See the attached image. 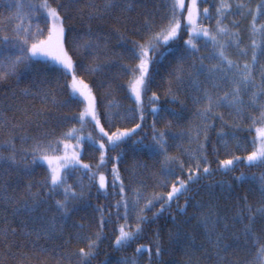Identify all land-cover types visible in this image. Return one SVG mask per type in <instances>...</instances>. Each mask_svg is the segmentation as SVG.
<instances>
[{"label":"snow or ice","instance_id":"obj_1","mask_svg":"<svg viewBox=\"0 0 264 264\" xmlns=\"http://www.w3.org/2000/svg\"><path fill=\"white\" fill-rule=\"evenodd\" d=\"M206 3H211L212 10L202 7ZM0 8L9 13L0 18V84H7L12 79L19 82L21 76H29L40 87L35 92L24 90L25 95L45 105L19 109L20 118L15 122L0 116V132L7 130L10 136L4 145L10 149L9 154L0 153V198L7 204L17 205L16 211L21 210L20 205L31 211L47 203L45 194L48 198L61 195L63 199L55 201L61 218L67 219L71 213L81 209L86 214L88 210L98 214L95 219L99 230L90 235L84 231L83 223L74 225L79 229L75 239L86 243V247L79 248L75 253L79 257L78 264H92L101 241L107 238L104 235L105 225L113 223V216L116 222L124 220L115 229L118 235L115 236L114 246L117 249L127 248L142 238L145 224L154 222L174 202L178 204L183 196L186 199L183 207H178L180 212L189 206L209 208L201 223L206 226V234L214 244L216 264H264V228L261 234H257L254 227L258 215L264 219V172L259 176H247L242 172L233 177L238 182L248 179L259 184L256 189H249L252 195L258 194L259 204L255 206V211L248 202V193L240 196L243 203L232 219L241 223L247 219L248 222L239 230L226 223L228 217L218 216L212 205L217 196V187L223 189L227 185L224 194L228 198L234 195V188L227 181L209 180L204 186L209 197L208 205L196 199L200 190L192 187L214 176L216 171L233 172L240 163L264 168V102H261L264 101V63L258 58V54L264 57V24L257 27L258 18L264 19V0H260L254 9L244 3L233 4L227 0H220L218 6L215 0H190L189 3L185 0H164L162 6L157 5L155 0H135L134 3L104 0L102 5H97L94 0H86L83 7L80 0H40L39 4L0 0ZM25 8L28 10L25 11ZM137 8L143 9L140 20L127 15ZM73 9L81 18L86 14L89 21L101 20L106 25L110 24L111 32L120 37V51L109 49L107 44L101 46L93 39L85 41L84 36L91 38L96 34L91 24L83 35L76 32L69 23L73 19ZM41 15L45 24L43 28L31 22L33 17ZM234 15L251 18L250 43L247 47H242L244 40L239 31L240 22L231 20L230 26L224 24V20ZM212 20H215L214 28L203 26L204 21ZM129 24L132 25L130 29L127 27ZM117 25L124 27L125 33L130 32V35L122 34ZM101 47L105 57L103 61L88 63L87 58L81 55L83 48L99 59ZM232 49L237 57L244 58L250 54L251 62L231 58ZM170 56L167 95L172 103L180 105L179 109L163 105L157 107L161 97L152 91L157 83L156 76L163 67L162 62ZM111 69H119L129 76L124 86L133 99V106L123 111H113L114 107L118 109L119 106L109 102L101 112L102 106L98 105L96 92L81 73L91 75ZM257 74L260 76L259 82L255 78ZM116 79L113 75L111 82L103 81L97 87L104 88L107 84V94H110ZM53 83L55 88L52 87ZM186 84L193 90L189 99L198 106L196 115L200 122L174 132V126L185 119L186 103L178 93ZM56 89L68 90L67 98L58 101ZM148 92H151L148 97V113L152 118L150 125L146 123L144 108V96ZM249 92L251 96L246 102L243 96ZM74 105L82 107L78 112H72ZM223 107L232 109L237 120L247 118L251 121L250 125L246 128L241 123L229 125L225 114L218 111ZM53 108L58 115H54ZM252 109L258 115H251ZM102 115L104 123L101 122ZM169 116L172 118L169 119ZM52 119L56 120V128L71 121L76 123L57 135L56 130L49 127ZM217 120L220 131L216 133L217 143H212L208 133ZM129 123L131 127L122 126ZM158 123H163L164 127H157ZM89 124L93 131H87ZM29 127L35 129V134H21ZM146 128H150L151 132H146ZM252 131L256 135L251 138L239 135L240 132ZM134 136L137 139H133ZM181 138L189 141V147L176 144ZM17 139L23 143L30 142V146L17 149ZM174 147L178 148L175 155L170 153ZM129 149L133 163L126 166ZM237 151L247 152V155H237ZM210 152L214 159H209ZM137 154L155 159L160 165L159 172L150 171L146 162L136 159ZM221 155L229 158L220 159ZM82 156L94 158L96 163H85ZM182 156L184 159H181ZM40 165H46L47 174L40 180L28 179L24 183V177H31ZM121 166H126L130 177L121 176ZM101 169L108 170L111 179ZM12 172L16 173L18 184L24 183L20 193H15L11 188ZM145 173L153 180L152 187L169 190L148 193L146 181L140 178ZM84 176L88 178L87 184L84 183ZM72 177H75L74 183H69ZM126 179L130 180L129 184L125 183ZM133 182L136 187H131ZM93 187L97 198L103 194L107 199L111 194L119 196V199L113 205H93ZM126 189L132 192L131 197ZM10 190L14 194L9 195ZM157 205L159 208L153 212ZM113 207L114 213L110 210ZM148 212H153L151 217L147 215ZM130 216L135 218L134 228L128 223ZM221 220L225 221L224 230L218 231L217 224ZM177 229L175 234L169 232V241L193 246V238L183 234L179 225ZM52 230H55V226ZM7 236L8 230H4L6 244ZM39 238L40 233H37ZM153 243L156 256L161 258L162 251L166 249H163L158 231ZM249 245L254 249L251 258L246 262L237 260L235 252ZM144 250H148L151 256V249H146V246L136 248L137 253ZM40 251L48 250L42 248ZM105 264L108 262L105 261ZM119 264H137V260L135 257L124 258ZM188 264H194V261L190 258Z\"/></svg>","mask_w":264,"mask_h":264},{"label":"trees","instance_id":"obj_2","mask_svg":"<svg viewBox=\"0 0 264 264\" xmlns=\"http://www.w3.org/2000/svg\"><path fill=\"white\" fill-rule=\"evenodd\" d=\"M22 3H33L39 4L40 0H21ZM231 1V2H230ZM228 0L229 3H243L246 0H240L241 2H233L235 0ZM254 4H257L260 0H249ZM86 0H80V6L83 7ZM97 5H102L104 0H94ZM127 3H134L135 0H125ZM157 5H163L164 0H155ZM220 0H215L217 6L219 5ZM151 7V5H150ZM202 7H208L212 10L211 3L203 4ZM162 10V9H161ZM73 19L69 21L71 25H73L78 34L83 35L86 33L88 29V25L91 24L92 31L96 34L94 37L84 36V40L93 39L96 40L101 46L104 44L108 45V48L114 51H120L118 46V41L120 37L111 32V25L105 24V21L101 20H92L89 21L87 19V15L85 14L83 18H81L80 14L77 13L75 9L72 10ZM143 9L137 8L135 11H131L127 13V15L131 16L133 19L140 20L142 18ZM8 11L4 8H0V18L5 15H8ZM186 15V14H185ZM230 19L224 20L225 25L230 26ZM34 26L38 25L43 28L45 26L43 16L33 17ZM236 21L240 22L239 31L242 34V38L244 43L242 47H247L250 43V35H251V18L250 17H241L236 15L234 18ZM18 22V21H17ZM32 22V20H31ZM261 24H264V19L257 20V27ZM204 27L214 28L215 20L211 22L204 21ZM117 27L121 28V33L125 35H130L129 33H125L124 27L117 25ZM129 29L132 27L131 24L127 26ZM235 30V29H233ZM138 38V37H137ZM187 36H185V39ZM83 43V41L81 42ZM200 43V41H198ZM203 52L204 49H201ZM231 58L240 59L243 62L244 59H247L248 62H251L250 54L248 57H237L235 54V50H230ZM81 55L87 58L88 63H96L103 61L105 57L103 56V51L101 47V52L99 54V59L96 56H93L86 49L81 48ZM261 63H264V57H259ZM171 56L165 59L162 62L163 67L160 68L159 75L156 76L157 83L153 85L152 91H156L157 94L161 97L160 106H167L169 108H180L179 104L172 103L171 97L167 95V80H168V72L171 71V67L169 66V60ZM126 63H131L132 61H125ZM175 61H173V64ZM207 63V61H206ZM166 69V70H165ZM152 71V69H150ZM84 75V79L87 83H89L93 90L96 92L98 105H101V112H103V107L107 106L109 102H112L113 105L119 106L118 109L116 107L113 108V111L121 110L123 111L125 108L133 106V99L130 96L128 89L124 86L129 79V76L124 74L119 69H111L106 70L105 73H97L91 75ZM115 75L117 77L116 82L112 83L111 93L107 94L108 85L105 84L104 88H98L97 86L103 82L108 81L111 82L112 76ZM256 81L259 82L260 76L256 75ZM70 79V78H69ZM63 80L60 81L63 84ZM37 87L40 85L34 83L33 79L29 76H21L19 82L15 79L10 80L7 84H0V116H6L9 120H13L20 118L19 109L26 106H35L37 108L44 107L38 99H34L31 96L25 95L24 90H29L31 92H35ZM52 87L55 88V84H52ZM56 97L57 100H63L68 96V90H60L56 89ZM193 94V90L187 86H183L178 93L179 98L186 103L185 110V119H182L178 124L174 126L172 131L180 132L181 130L187 129L190 126H194L200 122L199 118L196 115L197 105H193L189 97ZM151 96V92H148L144 96V108H145V117L146 123L151 124V116L148 113L149 103L148 97ZM251 93L243 96V99L247 102L250 99ZM264 102V101H261ZM51 107V105H48ZM81 106H73L71 111L78 112L81 109ZM63 111H68L64 109ZM218 111L223 112L225 114L224 118L228 121L229 125L234 123H241L243 127H248L251 123L247 118L243 120L235 119V112L227 107H223L218 109ZM54 115H58L56 113L55 108H53ZM231 113V115H229ZM251 115H258L255 109L250 110ZM172 117L169 116V119ZM101 122L104 123L103 115L101 116ZM76 121H71L68 124L61 125V127L56 128V120L52 119L50 121L49 127L54 128L56 130V134L59 135L60 132L66 131L72 124H75ZM220 122L217 120L215 122V127L209 130V137L212 143H217L216 133L220 131ZM131 127L132 124L129 123L127 125ZM107 128V124H105ZM157 127L163 128V123H158ZM227 130V129H225ZM87 131H93L92 126L89 124ZM146 132L150 133L151 129L146 128ZM23 135H33L35 134V129L29 127L22 130ZM95 135L96 133L93 132ZM140 135H144L141 133ZM239 135L242 138H251L256 135L255 131L252 132H240ZM10 139L7 130L0 132V153L4 155H8L10 149L5 147V142ZM133 139H137V137H133ZM150 140V136H149ZM16 148H27L30 146L29 143H23L19 139L15 141ZM177 145H183L185 148L189 147V141L186 138H181L176 141ZM251 151V148H249ZM171 154H177L178 148H171ZM237 155L246 156L247 152L237 151ZM115 155V153H112ZM98 156V153H97ZM229 158L227 156L221 155L220 159ZM82 159L85 163L95 164L96 160L94 158H90L87 156H82ZM136 159L142 160L149 165V169L152 172H159V163L155 159H149L147 156L142 154H137ZM181 159H184L182 156ZM209 159H214L209 153ZM133 163V156L131 149L128 150V158L127 165L130 166ZM126 166H121L120 173L122 177H130V173L125 170ZM111 166L109 165V168ZM215 168V164L212 165ZM105 175L111 179V173L106 169H101ZM245 173L247 176H252L255 174L259 176L260 173L264 172V168L260 167H249L245 163H240L235 171L225 173L223 171H216L214 176L210 178H205L201 180L199 185H193L192 187L199 188L200 195L196 197L197 200H200L204 205H208L209 197L207 195V191L205 189V185L211 181H227L234 188V195L231 198H228L224 193L227 190V185L222 189L221 187H217L215 189L217 196L212 202L215 213L223 217H228L229 219L226 221L231 227L235 230H239L246 224L248 221L245 219L243 223L239 220H233L232 217L236 215V212L239 210V205L243 203L240 200V196L248 193V202L254 206L253 210L255 211V206L259 204L258 194L252 195L249 193V189H256L259 187L258 181L253 182L251 180L246 179L245 181L238 182L233 179L235 176H239L240 173ZM47 174L46 165L37 166L34 170V173L31 177H24V183L27 182L28 179L40 180ZM12 177V185L11 188L15 190V193L22 192L24 183H17L16 173H11ZM148 185L147 192L151 193L153 191H168L167 188H154L153 180L149 178L148 174L145 173L142 177ZM84 183H88L87 176L83 177ZM75 177L69 179V183H74ZM130 180L126 179L125 183L129 184ZM137 185L133 182L131 187H136ZM39 187V186H37ZM37 189H33L36 191ZM43 191V190H42ZM111 188L109 192L111 193ZM129 197L132 196V192L129 189H126ZM96 189L92 188V196H91V204L95 205L99 204H107L113 205L116 200L119 199V196L109 195L107 199L103 194L97 198L95 195ZM14 194L11 190L9 195ZM47 203H42L39 208L34 210H25L22 205H20V211H16L17 205L15 204H7L2 198H0V264H78L79 257L75 255L79 248L86 247V243L84 241H77L75 239V234L79 231L78 228L74 227V225H78L83 223L85 225L84 231L89 235L92 232L98 231L97 223H96V213H92L88 210L86 214L85 210L81 209L77 212L71 213L67 219L61 218L60 213L57 211L55 201L57 199H63L61 195H56L48 198ZM186 197H181L179 199V203H173L171 208L165 211L162 215L159 216L154 222L145 224L143 227L145 231L142 233V238L138 239L135 243L127 248L117 249L114 246L115 236L118 235V232L115 229L118 228L119 224H123L124 220L121 219L116 222L115 217L113 216V223L106 224L104 228V235L107 237L103 239L97 249V254L94 258H92V264H105V261L108 264H119V262L124 258H132L135 257L137 260V264H188L189 259L191 258L194 261V264H216V254L214 244L209 240L207 236V228L201 223V220L204 216L209 213V208L207 206L203 208H196L194 206H189L184 212L178 211V207H183L185 203ZM31 203V201H29ZM159 208V205L156 206V209H153V212ZM113 213L115 212V208L110 209ZM153 212H148L147 215L149 217L152 216ZM215 219V217H213ZM128 223L135 227L136 221L135 218L130 216ZM225 221L221 220L219 224H217V230L223 231V224ZM177 225H179V230L186 236H190L193 238L192 244L193 246L188 247L183 243L177 244L175 241H169L168 234L169 232L175 234L177 232ZM55 226V230L53 229ZM90 226V231H89ZM255 230L257 234H261V229L264 228V219H262L259 215L255 221ZM8 230L7 236V244L3 238V231ZM160 233V239L163 244V249L166 251H162V257L158 258L155 254V245L153 243L156 238V232ZM37 233H40V238L37 239ZM184 239V235H182L181 240ZM140 245L146 246V249H151V256L148 250H144L140 253L136 252V248ZM47 249L48 251H40V249ZM254 249L251 245L248 247H243L237 250L234 254L235 258L239 261H247L251 258Z\"/></svg>","mask_w":264,"mask_h":264},{"label":"rangeland","instance_id":"obj_3","mask_svg":"<svg viewBox=\"0 0 264 264\" xmlns=\"http://www.w3.org/2000/svg\"><path fill=\"white\" fill-rule=\"evenodd\" d=\"M230 1V0H229ZM17 2H21L22 3V1L21 0H17ZM185 2L186 3H189L190 2V0H185ZM198 2H199V0H198ZM227 2H228V0H227ZM231 2V1H230ZM233 2H241L240 0H235V1H233ZM260 2V1H259ZM258 2V3H259ZM244 4H246V5H248L249 7H251V8H255V6L258 4H254L253 2H250L249 0H246L245 2H243ZM25 11H27L28 9L27 8H25L24 9ZM234 18H236V15H234V16H232V18H231V20H235ZM32 20V24H34V19L32 18L31 19ZM73 143H74V141H73Z\"/></svg>","mask_w":264,"mask_h":264}]
</instances>
